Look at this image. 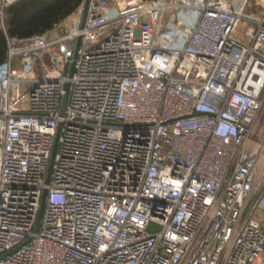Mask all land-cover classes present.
Here are the masks:
<instances>
[{"label": "built area", "instance_id": "built-area-1", "mask_svg": "<svg viewBox=\"0 0 264 264\" xmlns=\"http://www.w3.org/2000/svg\"><path fill=\"white\" fill-rule=\"evenodd\" d=\"M19 1L0 264H264V0H91L82 26L84 0L27 38Z\"/></svg>", "mask_w": 264, "mask_h": 264}, {"label": "trees", "instance_id": "trees-1", "mask_svg": "<svg viewBox=\"0 0 264 264\" xmlns=\"http://www.w3.org/2000/svg\"><path fill=\"white\" fill-rule=\"evenodd\" d=\"M84 0H21L7 10V33L27 38L43 35L71 16ZM8 52L6 33L0 27V63Z\"/></svg>", "mask_w": 264, "mask_h": 264}, {"label": "water", "instance_id": "water-1", "mask_svg": "<svg viewBox=\"0 0 264 264\" xmlns=\"http://www.w3.org/2000/svg\"><path fill=\"white\" fill-rule=\"evenodd\" d=\"M90 1L91 0H86V2H85V8H84V13H83V18H82V26L84 25L85 20H86V17H87V12H88V7H89V4H90ZM80 45H81V38L79 37L78 38V41H77V46H76V51H75V57L77 56V53H78V50H79ZM74 71H75V64H73V66H72L71 75L74 73ZM65 90L67 92L66 98H65V103H67L68 95H69V90H70V82H67L65 84ZM42 212H43V209H42ZM42 212H41V214H42ZM154 226H156L154 223H150L149 229L153 228Z\"/></svg>", "mask_w": 264, "mask_h": 264}, {"label": "rangeland", "instance_id": "rangeland-1", "mask_svg": "<svg viewBox=\"0 0 264 264\" xmlns=\"http://www.w3.org/2000/svg\"><path fill=\"white\" fill-rule=\"evenodd\" d=\"M69 17H70V16H69ZM69 17H67V18H69ZM67 18H66V19H67ZM63 22H64V21H63Z\"/></svg>", "mask_w": 264, "mask_h": 264}]
</instances>
